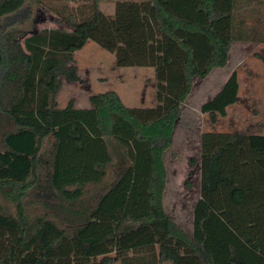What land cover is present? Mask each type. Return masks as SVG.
<instances>
[{"label": "trees", "instance_id": "1", "mask_svg": "<svg viewBox=\"0 0 264 264\" xmlns=\"http://www.w3.org/2000/svg\"><path fill=\"white\" fill-rule=\"evenodd\" d=\"M27 1L0 0V195L16 209L0 205V264H264L263 133L204 132L192 231L165 207L182 105L245 38L237 0H122L112 16L100 8L111 0H87L56 19L70 29L40 30ZM89 41L118 67L154 68L157 104L128 107L108 90L90 107L57 106L60 77L79 81L69 64ZM239 89L233 72L203 103L212 124ZM110 166L116 177L85 204ZM33 203L51 216H30Z\"/></svg>", "mask_w": 264, "mask_h": 264}, {"label": "rangeland", "instance_id": "2", "mask_svg": "<svg viewBox=\"0 0 264 264\" xmlns=\"http://www.w3.org/2000/svg\"><path fill=\"white\" fill-rule=\"evenodd\" d=\"M122 0H111L100 5L109 16L114 14L115 4ZM31 8L34 27L44 29L61 27L70 29L65 19H56L75 13V8L88 4L87 0H34L26 2ZM236 31L244 32V39L235 40L226 67L218 68L202 79L196 78L193 89L177 120L171 147L165 153L168 173L165 207L174 220L186 231L193 228V210L200 197L201 136L207 131H230L264 134V0H237L235 9ZM237 33V32H236ZM76 69L79 81L60 77V88L55 100L64 107L73 101L76 107H90L89 97L114 90L128 107H153L157 104V80L151 67H118L115 55L89 41L73 54L69 64ZM68 66V67H69ZM236 72L240 84L239 101L228 108L225 117L215 124L201 111L203 103L213 98L229 76ZM194 159L196 163L191 164ZM116 177L113 166L108 168L106 178L98 184L85 188L82 201L94 204ZM190 180L191 187H187ZM0 205L15 212L14 205L0 195ZM29 215L51 216L38 204L27 207ZM116 264H121L117 262Z\"/></svg>", "mask_w": 264, "mask_h": 264}]
</instances>
